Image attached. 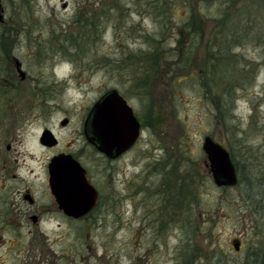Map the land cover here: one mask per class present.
Instances as JSON below:
<instances>
[{
    "label": "rangeland",
    "instance_id": "1",
    "mask_svg": "<svg viewBox=\"0 0 264 264\" xmlns=\"http://www.w3.org/2000/svg\"><path fill=\"white\" fill-rule=\"evenodd\" d=\"M1 6L0 44L27 76L12 67L2 124L22 127L24 150L42 155L33 143L43 127L71 142L111 89L141 131L112 163V181L98 177L96 212L48 229L49 240H31L28 229L2 240L0 264H264V0ZM64 117L72 125L59 130ZM205 137L227 151L236 185L214 184ZM73 141L89 166L100 161ZM13 231L3 228L5 238Z\"/></svg>",
    "mask_w": 264,
    "mask_h": 264
},
{
    "label": "flooded vegetation",
    "instance_id": "2",
    "mask_svg": "<svg viewBox=\"0 0 264 264\" xmlns=\"http://www.w3.org/2000/svg\"><path fill=\"white\" fill-rule=\"evenodd\" d=\"M12 67L15 69V56L12 50H9L8 46L0 44V98L6 95L9 84L15 87L11 75ZM8 69L10 70L8 71ZM15 72L17 73L16 69ZM7 73L10 76H7ZM26 78L25 74L24 79L22 81L20 79V81L25 82ZM8 79H10V83ZM126 102L129 105L127 100ZM131 109L135 116L132 107ZM89 111L78 123L80 126L75 130L72 129L74 132L68 133V135L71 134L69 144L58 138L50 128L43 127L38 131L33 145L37 151L42 153L40 157H35L30 151L24 150V142L20 137L22 127L15 125L7 128L2 124L4 118L0 111V244L2 240H19L25 229H28L27 233L32 235L31 240H49L46 232L48 229L66 226L71 222L86 221L102 205L103 192L98 183V177L101 176L102 180L108 174L109 181H112L110 177L112 163L120 160L126 152L120 157L109 158L98 152L87 141L85 123ZM63 121H66L65 125H62ZM70 125H72L70 118L64 117L58 123V128L67 130ZM47 131L52 137L50 142L43 140L42 135ZM72 135L75 136V140L78 137L83 140L81 142L83 146L79 148L81 149L80 154H86L84 149L89 147V151L100 161L93 162L89 166L84 157L78 155L76 149L72 147L74 143ZM72 161L79 165L84 172L86 181L96 193L95 205L88 213L77 218L65 214L59 205L62 199L59 201L57 198V195L61 198L64 197L63 201L71 206L74 201L72 196L78 194L77 191L72 192V187L77 185V182L67 177L73 171ZM78 202L79 200L76 203ZM3 228L15 231L9 234L6 239ZM13 235L19 236V238H15ZM236 243H238V249L235 250L238 251L241 246L238 241Z\"/></svg>",
    "mask_w": 264,
    "mask_h": 264
},
{
    "label": "water",
    "instance_id": "3",
    "mask_svg": "<svg viewBox=\"0 0 264 264\" xmlns=\"http://www.w3.org/2000/svg\"><path fill=\"white\" fill-rule=\"evenodd\" d=\"M0 22H3L1 0ZM15 69L19 78L23 80L25 73L21 70V64L17 60H15ZM65 124L66 121H63L62 125ZM85 128L87 141L98 152L109 158H117L128 151L135 145L140 134V124L134 116L131 107L115 89L107 91L93 104L89 111ZM42 136L45 142L52 141L48 131ZM202 150L206 155L209 172L214 184L218 187L236 185V170L227 151L210 137L204 138ZM71 164L73 171L67 177L77 182V185H73L72 192L77 191L78 194L72 196L74 201L71 206L63 201L64 197L61 198L57 195V198L59 201L62 199L59 205L64 213L77 218L88 213L95 205L96 193L86 181L84 172L79 165L75 161H72ZM77 200H79L78 203H76ZM233 246L236 250L238 249V243L235 242Z\"/></svg>",
    "mask_w": 264,
    "mask_h": 264
}]
</instances>
